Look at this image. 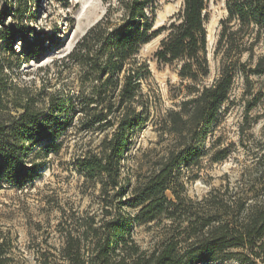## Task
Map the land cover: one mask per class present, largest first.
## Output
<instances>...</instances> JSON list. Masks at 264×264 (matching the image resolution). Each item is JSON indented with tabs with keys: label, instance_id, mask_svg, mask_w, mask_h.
Listing matches in <instances>:
<instances>
[{
	"label": "trees",
	"instance_id": "1",
	"mask_svg": "<svg viewBox=\"0 0 264 264\" xmlns=\"http://www.w3.org/2000/svg\"><path fill=\"white\" fill-rule=\"evenodd\" d=\"M32 2L8 0L0 11L1 51L23 63L38 61L56 44L54 36L22 24L26 16L35 18ZM208 2L182 0L156 29L155 0L108 2L72 50L52 61L56 82L39 89L10 87L0 61V183L21 188L39 177L44 158L74 125L103 134L96 152L86 151L74 162L78 173L99 184V214H71L57 246L44 239L27 253L16 252L12 240L0 235V264H264V141L233 185L200 199L186 194L187 181L197 177L191 172L214 148L206 142L227 111L236 78L249 89V76L264 77V0H224L226 16L215 46L219 73L211 84H200L209 74ZM159 34L156 60L176 65L178 76L193 84L160 121L161 134L169 137L164 154L132 185L122 177L123 161L150 117L143 84L151 71L139 50ZM262 99L258 90L247 105ZM230 152L215 149L210 161ZM156 219L169 221L163 239L152 250L142 249L133 226Z\"/></svg>",
	"mask_w": 264,
	"mask_h": 264
},
{
	"label": "rangeland",
	"instance_id": "2",
	"mask_svg": "<svg viewBox=\"0 0 264 264\" xmlns=\"http://www.w3.org/2000/svg\"><path fill=\"white\" fill-rule=\"evenodd\" d=\"M8 0H0V11ZM115 0H34L30 8L36 11L35 18L25 17L22 24L29 29L54 36L55 45L43 54L38 61L23 63L17 56L4 53L0 47V61L4 63L5 79L10 87L39 89L47 81L55 83V67L52 61L68 54L81 35L105 12L108 2ZM157 9L154 28L170 20L180 9L182 0H155ZM224 0H209L207 11V58L209 74L200 84H211L219 73V56L215 46L220 32V20L225 18ZM12 20L6 19L7 23ZM163 34L152 38L141 46L139 56L146 61L151 76L143 84V91L150 100V117L139 130L125 155L122 177L132 185L150 172L156 159L164 154L169 137L161 134L160 121L167 110L185 98L186 86L190 80L178 76L177 66L157 61L154 53ZM29 38L33 35L29 33ZM0 41V45H1ZM21 43L14 44L15 53ZM260 46L255 53H260ZM256 56V55H255ZM247 54L244 53L242 59ZM50 70L46 73L45 69ZM247 89L242 77H237L232 88L227 111L208 138L206 145L214 148L200 160L191 175L196 179L187 181L186 194L192 199H200L210 190L240 179L243 171L252 164L253 154L260 147L264 128V99L255 106L252 97L258 90L264 94V77L249 76ZM250 91V93H249ZM103 134L84 133L74 125L57 140V151L44 158L41 174L21 188L0 183V235L10 238L16 252H29L36 248L40 240L58 245L60 229L71 214L100 212L101 198L99 184L86 179L74 167L77 157L86 151L96 152ZM227 147L230 154L222 161H210L215 149ZM169 221H154L133 226L136 243L145 250H152L163 239ZM0 236V237H1Z\"/></svg>",
	"mask_w": 264,
	"mask_h": 264
}]
</instances>
